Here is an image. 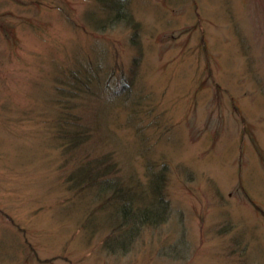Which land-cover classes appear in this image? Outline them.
Segmentation results:
<instances>
[{"label":"rangeland","instance_id":"1","mask_svg":"<svg viewBox=\"0 0 264 264\" xmlns=\"http://www.w3.org/2000/svg\"><path fill=\"white\" fill-rule=\"evenodd\" d=\"M125 2L0 0V264H264V0ZM90 161L125 188L165 165L167 220L107 247Z\"/></svg>","mask_w":264,"mask_h":264},{"label":"trees","instance_id":"2","mask_svg":"<svg viewBox=\"0 0 264 264\" xmlns=\"http://www.w3.org/2000/svg\"><path fill=\"white\" fill-rule=\"evenodd\" d=\"M104 3L105 0H100ZM106 5L111 10H115V15L112 17L113 20L121 19L125 20L128 17L131 19L132 16L127 13L125 6L128 2L127 0H106ZM91 77L88 76V83L85 82L83 78L82 82L77 84L74 83L72 91V96H80V92L83 90V85L86 83L88 87L90 86ZM76 103V102H74ZM63 104L65 106L69 105V100H64ZM67 109V108H65ZM80 116L78 114H68L67 117L61 118V129L59 130V136H70L71 142L75 145H80L83 141V134L88 130L79 129ZM94 131V129H92ZM91 133V134H90ZM96 133V131H95ZM92 135L91 131L85 136ZM109 164L106 163L101 165L98 162H89L85 166L81 167L78 172L73 176L72 182L75 186L86 187L91 185L93 187L98 185L100 189L99 194L102 196L104 193L112 190L113 193L107 198L108 202L120 203L119 209L117 211L116 219L117 227H114V233L106 239V246L112 249H125L130 242L137 239L140 235V231L143 225L159 226L167 220L168 215H170L169 202L166 193V184L168 181L167 168L163 165L162 168L155 169L154 167H148V184L146 187H141L139 180H132L127 188L117 182L116 178H106L105 175L108 174ZM113 188V189H112ZM133 198L135 201H133ZM143 200V203H137L139 200ZM148 201V202H147ZM147 202V203H146ZM113 237V246L110 242ZM110 240V241H109Z\"/></svg>","mask_w":264,"mask_h":264}]
</instances>
